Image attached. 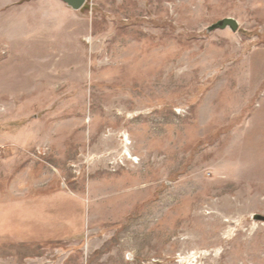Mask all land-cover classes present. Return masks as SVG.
Wrapping results in <instances>:
<instances>
[{"label": "rangeland", "instance_id": "374dc122", "mask_svg": "<svg viewBox=\"0 0 264 264\" xmlns=\"http://www.w3.org/2000/svg\"><path fill=\"white\" fill-rule=\"evenodd\" d=\"M255 215L264 0H0V264H264Z\"/></svg>", "mask_w": 264, "mask_h": 264}, {"label": "water", "instance_id": "95a60500", "mask_svg": "<svg viewBox=\"0 0 264 264\" xmlns=\"http://www.w3.org/2000/svg\"><path fill=\"white\" fill-rule=\"evenodd\" d=\"M62 1L74 11L82 10L88 2V0H62ZM228 28L231 29L233 32H237L239 30V22L231 17L225 18L216 22L212 26L208 27L207 32L211 33L215 30H226ZM254 219L264 223V215H255Z\"/></svg>", "mask_w": 264, "mask_h": 264}]
</instances>
